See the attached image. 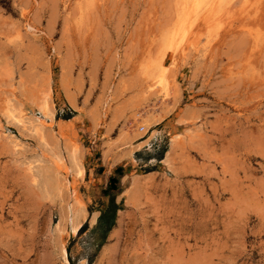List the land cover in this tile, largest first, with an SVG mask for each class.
I'll return each instance as SVG.
<instances>
[{"label":"rangeland","instance_id":"rangeland-1","mask_svg":"<svg viewBox=\"0 0 264 264\" xmlns=\"http://www.w3.org/2000/svg\"><path fill=\"white\" fill-rule=\"evenodd\" d=\"M185 3L0 0V264H264V0Z\"/></svg>","mask_w":264,"mask_h":264},{"label":"bare ground","instance_id":"bare-ground-1","mask_svg":"<svg viewBox=\"0 0 264 264\" xmlns=\"http://www.w3.org/2000/svg\"><path fill=\"white\" fill-rule=\"evenodd\" d=\"M185 1H187V0H185ZM191 1V4L190 5H188V4H184V5H182V7H181V15H182V19H180V21L181 22H179V24L177 25V27H176V29H175V31L173 32V37L174 38H176L178 35H180V38H183V36H185L186 35V33H187V30H188V26H187V24H186V20H187V17H192L193 18V16H197L198 14H200L201 12H203V11H205V13L207 12V0H190ZM209 1V0H208ZM217 1H219V0H217ZM182 4V3H181ZM226 4V3H225ZM211 5H213V3H211ZM206 7V9H204L203 10V8H205ZM202 10V11H201ZM214 12V11H213ZM215 14V13H214ZM205 15H207V14H205ZM212 16V15H211ZM190 18H188V19H190ZM206 18V17H205ZM215 18V17H214ZM196 21V20H195ZM216 21V20H215ZM197 22V21H196ZM177 24V23H176ZM208 25V24H207ZM210 25V24H209ZM191 27V26H190ZM207 27V26H206ZM175 28V27H174ZM174 30V29H173ZM184 39V38H183ZM173 40V39H172ZM174 42V41H173ZM179 42V41H178ZM191 44V43H190ZM172 46V44L170 45V47ZM181 50V49H180ZM66 98H67V102L70 104V105H73V107H74V97H72V95L69 93V94H67L66 95ZM50 104V103H49ZM49 104L48 103H46V102H43L42 103V105L40 106L39 105V108H38V111H39V118H37V122H38V125L39 126H44V125H48V122L50 121H52L53 120V110H52V108L49 106ZM69 105V106H70ZM52 106V105H51ZM72 107V106H71ZM20 112H22V111H20ZM38 113V112H37ZM19 114V113H18ZM25 115V114H24ZM38 116V115H37ZM24 117V116H23ZM3 118V117H2ZM8 118H9V120L13 123V124H18V125H24L23 124V122L25 123L26 121H22V116L21 115H14L13 113H10L9 115H8ZM25 118V117H24ZM29 118V117H28ZM7 119V118H6ZM30 119V118H29ZM33 119V118H32ZM32 119H30V120H32ZM8 120V121H9ZM29 120V121H30ZM28 121V124L31 122H29ZM33 123H34V120H33ZM27 124V123H26ZM37 124V123H36ZM68 124V123H67ZM9 126V125H8ZM14 126V125H13ZM31 125H29V127H30ZM35 126H37V125H35ZM49 126V125H48ZM33 127V126H32ZM15 128V127H14ZM19 128V127H18ZM24 128V127H23ZM26 128V127H25ZM31 128V127H30ZM150 128H151V126L150 125H148L147 123H145V126H144V132H139V134H138V138L139 139H142V138H144L146 135H147V133L149 132V130H150ZM17 129V128H16ZM28 129V128H27ZM37 129V128H36ZM24 130V129H23ZM22 131V130H21ZM25 131H26V129H25ZM33 131V130H32ZM7 132V131H6ZM10 132V131H9ZM28 134H29V132H27ZM35 133V132H34ZM37 134H39V133H37ZM42 134V133H41ZM46 134V133H45ZM11 136V135H10ZM13 136V135H12ZM38 136V135H37ZM20 137V136H19ZM22 138V137H21ZM24 138V137H23ZM38 138V137H37ZM37 138H36V140H37ZM18 139V138H17ZM38 139H40V134H39V138ZM14 140V139H13ZM22 140V139H21ZM24 140V139H23ZM16 141H18V140H16ZM48 141V140H47ZM14 143V142H13ZM17 145V143L15 144V146ZM36 146V145H35ZM17 147V146H16ZM39 147V146H38ZM51 147V146H50ZM21 148V147H20ZM19 148V149H20ZM15 149V148H14ZM40 149V148H39ZM20 151V150H19ZM35 151V150H34ZM40 151V150H39ZM52 151V150H51ZM36 152V151H35ZM68 152V151H67ZM53 153V152H52ZM56 153V152H55ZM167 154V153H166ZM48 155V154H47ZM43 156H45V155H43ZM47 157H50V156H47ZM35 158V157H34ZM43 158V157H42ZM45 158V157H44ZM55 158H57V157H55ZM64 158V157H63ZM62 158V159H63ZM66 158V157H65ZM64 158V159H65ZM68 159H69V163H70V165L72 166V168H74V171H75V176L76 177H78V178H81L83 175H84V168H83V165L81 164V158L77 155V150L76 149H73V150H71L69 153H68ZM45 160V159H44ZM48 160V159H47ZM66 160V159H65ZM33 161V160H32ZM35 162H37V161H35ZM40 162V161H39ZM49 162V161H48ZM34 163V162H33ZM50 163V162H49ZM52 163V166L54 165V162H51ZM55 163H56V165H57V163H59L57 160L55 161ZM64 163V162H63ZM40 164H41V162H40ZM39 164V165H40ZM43 164H45V163H43ZM47 164V163H46ZM59 164H62V163H59ZM55 165V166H56ZM35 166H36V164H35ZM54 166V167H55ZM58 166V165H57ZM56 166V167H57ZM58 167H60V166H58ZM37 168V167H36ZM33 169V168H32ZM56 170H57V168H55ZM68 169H69V167H68ZM40 170V169H39ZM37 171V170H36ZM66 171H67V168H66ZM34 172V171H33ZM40 174H41V171L39 172ZM72 173V172H71ZM74 173V172H73ZM67 174H69V173H67ZM74 175V174H73ZM36 176H37V174H36ZM36 176H35V178H36ZM42 176V175H41ZM43 177V176H42ZM82 179V178H81ZM38 180H41V179H38ZM79 180V179H78ZM76 182V181H75ZM78 203V202H77ZM79 205V204H78ZM71 206V205H70ZM80 206V205H79ZM69 208V207H68ZM68 208H66V209H68ZM71 208V207H70ZM70 210V209H69ZM68 211V210H67ZM68 213V212H67ZM86 213V212H85ZM96 216H97V213H95L94 212V214H93V218H92V220H93V222L95 221V219H96ZM72 217H73V215H72ZM67 218H70V216L69 217H67ZM67 218H66V220H67ZM86 218V217H85ZM84 218V219H85ZM70 220V219H69ZM73 220V219H72ZM72 220H70V231L69 232H71L72 234H77L76 232L78 231V229H79V227H82V226H80L81 224L80 223H77V222H73ZM76 220V219H75ZM74 220V221H75ZM91 220V219H90ZM62 222V220L60 221V223ZM64 222V221H63ZM62 222V223H63ZM67 222V221H66ZM81 222V221H80ZM83 222V221H82ZM85 222V221H84ZM69 223V222H68ZM64 225V224H63ZM60 227H62V226H60ZM68 229V228H67ZM59 230H60V228H59ZM62 231H63V229H61ZM62 231H61V233H62ZM111 232H112V230H111ZM72 236H74V235H72ZM63 252H64V250H63ZM62 256H63V254H62ZM63 258V257H62ZM64 260V259H63ZM82 261V260H81ZM84 261V260H83ZM85 262V261H84ZM79 264H81V263H79Z\"/></svg>","mask_w":264,"mask_h":264},{"label":"trees","instance_id":"trees-1","mask_svg":"<svg viewBox=\"0 0 264 264\" xmlns=\"http://www.w3.org/2000/svg\"><path fill=\"white\" fill-rule=\"evenodd\" d=\"M69 119V118H67ZM65 119V120H67ZM115 173L121 177L123 175L122 169L117 168ZM118 183L117 177H111L109 179V191L116 190V185ZM120 210L114 203V198L109 200L107 207L100 212V216L98 217L97 226L94 231H97L100 235V241L98 243V247H101L106 239L107 233L113 228L114 226V219L116 212ZM72 264V263H69Z\"/></svg>","mask_w":264,"mask_h":264},{"label":"crops","instance_id":"crops-1","mask_svg":"<svg viewBox=\"0 0 264 264\" xmlns=\"http://www.w3.org/2000/svg\"><path fill=\"white\" fill-rule=\"evenodd\" d=\"M72 108H73V107H72ZM73 110H74V112H76L75 109H73ZM78 117H79L78 115H74L73 118H71V119H69V120L62 121V123H63V124H67V123H68V124L75 125V123H76ZM113 130H114V129H113ZM71 132H73V131H71ZM78 154L81 155V153H78ZM80 155H79V156H80Z\"/></svg>","mask_w":264,"mask_h":264}]
</instances>
